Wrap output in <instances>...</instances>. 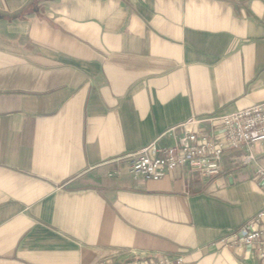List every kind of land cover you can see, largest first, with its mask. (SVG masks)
<instances>
[{
	"label": "crops",
	"instance_id": "0c3cea01",
	"mask_svg": "<svg viewBox=\"0 0 264 264\" xmlns=\"http://www.w3.org/2000/svg\"><path fill=\"white\" fill-rule=\"evenodd\" d=\"M263 100L264 0H0V264H264L220 241L264 208L246 150L129 172Z\"/></svg>",
	"mask_w": 264,
	"mask_h": 264
},
{
	"label": "built area",
	"instance_id": "2783aa9c",
	"mask_svg": "<svg viewBox=\"0 0 264 264\" xmlns=\"http://www.w3.org/2000/svg\"><path fill=\"white\" fill-rule=\"evenodd\" d=\"M190 122H197L191 120ZM163 135L172 136L167 145H157ZM264 141V100L221 117L217 132L201 133L184 130L174 135V127L135 153L129 172L144 180H159L168 172L187 168L207 176L217 175L226 150H246L243 163L254 164V176L264 188V165L256 162L253 145ZM109 175H113L110 173ZM226 247H248L264 260V208L246 220L236 231L221 238ZM182 257L145 258L134 264H182Z\"/></svg>",
	"mask_w": 264,
	"mask_h": 264
}]
</instances>
